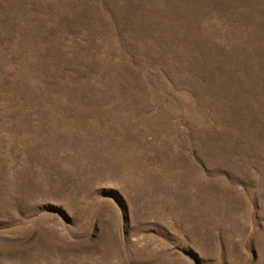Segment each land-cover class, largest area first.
<instances>
[{"label": "rangeland", "instance_id": "obj_1", "mask_svg": "<svg viewBox=\"0 0 264 264\" xmlns=\"http://www.w3.org/2000/svg\"><path fill=\"white\" fill-rule=\"evenodd\" d=\"M0 264H264V0H0Z\"/></svg>", "mask_w": 264, "mask_h": 264}]
</instances>
